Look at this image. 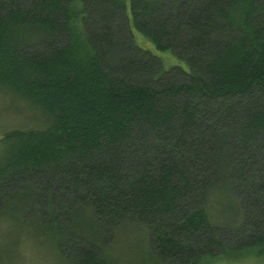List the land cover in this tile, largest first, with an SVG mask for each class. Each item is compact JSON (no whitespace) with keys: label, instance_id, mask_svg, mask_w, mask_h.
Segmentation results:
<instances>
[{"label":"trees","instance_id":"1","mask_svg":"<svg viewBox=\"0 0 264 264\" xmlns=\"http://www.w3.org/2000/svg\"><path fill=\"white\" fill-rule=\"evenodd\" d=\"M0 89L52 122L4 136L0 201L61 257H264V0H0Z\"/></svg>","mask_w":264,"mask_h":264},{"label":"rangeland","instance_id":"2","mask_svg":"<svg viewBox=\"0 0 264 264\" xmlns=\"http://www.w3.org/2000/svg\"><path fill=\"white\" fill-rule=\"evenodd\" d=\"M146 45L149 47L151 43L147 41ZM166 53L162 52V55L165 56ZM172 59L175 60L173 55ZM51 123L48 117L29 103L0 89V164L7 153L8 145L3 139L7 132L42 128ZM19 219L6 201H0V264H73L69 258L60 256L55 232L40 223L38 227L33 223L29 224V219H23L26 223L21 224ZM146 252V248L141 245L140 233L134 229L130 231L127 239L120 236L110 253L117 259L118 264H141L139 255L149 259L145 256ZM209 264H264V257L230 252L226 260L220 259Z\"/></svg>","mask_w":264,"mask_h":264}]
</instances>
